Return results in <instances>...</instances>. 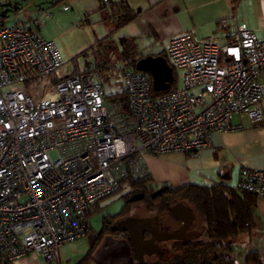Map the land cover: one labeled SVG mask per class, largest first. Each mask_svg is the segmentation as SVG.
<instances>
[{
  "label": "built area",
  "instance_id": "2783aa9c",
  "mask_svg": "<svg viewBox=\"0 0 264 264\" xmlns=\"http://www.w3.org/2000/svg\"><path fill=\"white\" fill-rule=\"evenodd\" d=\"M44 23H0V259L11 264H61L60 250L87 236L88 213L147 175L144 156H196L214 133L243 128L234 116L264 119V37L245 24L225 46L173 38L171 93L153 95L151 76L123 64V102L97 73H65ZM236 189L264 199V170L241 169Z\"/></svg>",
  "mask_w": 264,
  "mask_h": 264
},
{
  "label": "crops",
  "instance_id": "0c3cea01",
  "mask_svg": "<svg viewBox=\"0 0 264 264\" xmlns=\"http://www.w3.org/2000/svg\"><path fill=\"white\" fill-rule=\"evenodd\" d=\"M121 1L127 3L136 14V18L117 32H114L113 20L108 18V9L101 8L100 0H69L67 11L63 9L65 0H59L58 7H61L63 12L70 13V20L76 23L78 30L86 31L89 28L91 36L93 35L95 39L94 43L98 46H105L108 43L114 47L120 46V39L127 38L136 46L138 56L142 58L164 57L167 55L170 41L184 34H190L197 42H211L225 46L235 39L236 26L239 24L247 25L258 38L264 37V0H109L110 3ZM48 13L51 16L46 18ZM53 18L54 15L47 12L36 22L45 19V23L40 26V34L46 39L54 40L66 60L65 54L70 52L66 44L68 29L61 25L56 27ZM2 24H18L25 27L33 25L7 23L5 19ZM104 46L100 47L99 54L104 53ZM95 52L94 50V57ZM76 58L77 56L72 60ZM92 69L87 70L92 71ZM232 124L234 127L242 125L243 128H236L228 133H214L210 146L201 150L196 156L182 153L144 156L141 166L151 177L152 186L178 189L186 185L209 187L226 184L237 190L236 184L241 169L264 170V119L261 125L253 127L248 118L234 116ZM256 220L262 222L260 228H254ZM245 235L248 237V242H243L248 244H244L245 249L242 247V251H239L242 254L241 263L245 264L249 252L253 251L259 254L258 264H264V199L262 198H256L254 225L251 233ZM238 248L236 244L234 254L237 253ZM89 249L90 244L80 239L68 249L70 253H74L69 263L78 264L87 256ZM14 264L45 263L40 262V259L37 261L26 259Z\"/></svg>",
  "mask_w": 264,
  "mask_h": 264
},
{
  "label": "trees",
  "instance_id": "16d2710c",
  "mask_svg": "<svg viewBox=\"0 0 264 264\" xmlns=\"http://www.w3.org/2000/svg\"><path fill=\"white\" fill-rule=\"evenodd\" d=\"M100 2L101 8L108 9L109 11L108 18L113 20L115 26L114 32H117L122 26L136 18V14L125 1L109 3L108 5L104 4L101 0ZM0 23H4V19H0ZM119 44L120 46L116 47L111 45V43L105 46L101 45L102 48L104 46V53L99 54V56L95 53V63L92 71H83L112 73L115 66L108 56L109 51L117 52V58L126 67L136 71V64L142 58L138 56L136 46L127 38L120 39ZM109 45L111 48H109ZM101 46L99 45V49ZM81 56L85 57L86 51ZM164 57L167 59L166 55ZM73 61L76 64L75 59ZM75 69V72L79 70L78 68ZM173 75L174 81L170 84L169 89L159 93L152 91L153 95L175 91L177 88V78L174 71ZM108 99L123 102H127L128 100L124 92L108 96ZM126 184L129 192L122 196L126 206L119 214L103 218V230L107 228L110 221L130 214L131 202L129 201V197L135 193L146 195L144 204L150 210L157 209L163 211L166 203L170 200L184 203L194 210L205 228V235L198 240L188 243L175 242L170 251L171 257L169 259L155 260L148 264H236L232 258L235 252V241L245 236V234H250L254 225L256 198L253 195L237 191L226 184H216L209 187L186 185L178 189H169L161 186L160 189L164 188L165 192L156 198H152V193L159 188L152 186V180L148 174L137 181H127ZM102 209L99 206L94 207L88 213V217H93ZM87 236L90 240V251L78 264H89L93 253L103 239L102 232H96L92 228L87 232ZM258 261L259 254L252 251L249 252L245 264H258ZM0 264L11 263L0 259Z\"/></svg>",
  "mask_w": 264,
  "mask_h": 264
},
{
  "label": "rangeland",
  "instance_id": "374dc122",
  "mask_svg": "<svg viewBox=\"0 0 264 264\" xmlns=\"http://www.w3.org/2000/svg\"><path fill=\"white\" fill-rule=\"evenodd\" d=\"M59 0H13L7 3H0V18L5 19L7 23H21L23 25L34 24L41 16H43L47 12H51L54 15L53 22L54 25L65 26L68 29V35L66 39V44L69 46V53L65 54L66 57V68L64 72H73L75 68H78L80 71L87 70L94 67V50L97 52V56H99V46L95 44V39L93 35L91 36V30L88 28L86 31H80L76 28V23L70 20V13H65L62 11L61 7H58L60 3ZM90 33V35H89ZM91 46V48H90ZM92 49H94L92 51ZM86 50V56L83 57L80 54ZM95 52V53H96ZM117 53V52H116ZM114 51H109V58L111 59L115 69L112 73H97L100 83L104 86L105 93L108 96L113 94H117L123 89V81H122V62L117 58V54ZM75 62L72 60L75 58ZM237 185V184H236ZM123 190L114 195L113 197L106 199L102 206L103 209L96 215L90 218L91 228L98 232L102 226L103 218L115 214H119L124 207V199L122 196L129 192L127 188V184L124 183ZM135 208L133 211L141 215H145L142 208H144L143 204H138L137 206H133ZM262 226V222L259 220L255 222L254 228H260ZM257 235V234H256ZM260 235V234H259ZM246 236V235H245ZM242 236L235 241V245H238L237 253L232 255V258L235 260L236 264L241 263V255L239 251H242V247L245 249L246 242H248V237ZM247 239V240H246ZM80 240L66 244L60 250V261L61 264H70L69 261H72L70 253L72 245L78 243ZM81 241H86L90 244V240L88 236L81 239ZM68 250V251H67ZM90 251V249H89ZM236 252V251H235ZM234 252V253H235ZM40 262L42 260L40 259Z\"/></svg>",
  "mask_w": 264,
  "mask_h": 264
},
{
  "label": "water",
  "instance_id": "95a60500",
  "mask_svg": "<svg viewBox=\"0 0 264 264\" xmlns=\"http://www.w3.org/2000/svg\"><path fill=\"white\" fill-rule=\"evenodd\" d=\"M139 72L148 73L152 78L153 90L157 93L165 92L174 81L173 69L167 59L162 56H148L140 59L136 64ZM164 190L157 192L154 197L161 195ZM169 214L175 220L190 223L195 219L192 209L186 205L169 208ZM116 232H128L129 239L117 240L112 237H106L97 247L92 255L93 264H134L138 262L143 264L145 256L160 254L161 242L183 241L187 243L194 240L198 235L185 233L186 227H182L178 232H162L159 227V220L155 218H127L113 227ZM149 233V237H145ZM180 233V234H179Z\"/></svg>",
  "mask_w": 264,
  "mask_h": 264
},
{
  "label": "flooded vegetation",
  "instance_id": "af4514ba",
  "mask_svg": "<svg viewBox=\"0 0 264 264\" xmlns=\"http://www.w3.org/2000/svg\"><path fill=\"white\" fill-rule=\"evenodd\" d=\"M161 190H164V192H165L164 188H161V189L159 188L152 193V195H151L152 198H156L157 196H160V195H157L156 197H154V195ZM145 196H146L145 194H139V193L132 194L129 197V201L131 202L130 203V206H131L130 207V214L123 215L114 221H110L107 228L104 230L102 229L103 228V222H102V226L99 230L102 232V235H103V239L101 240V242L106 237H112V238L117 239V240L129 239V233L128 232H116L113 230V227L116 226L119 222H121L127 218H130V217H132V218H155V217H157L159 220V227H160L161 231L167 232L170 234L178 232L182 227L183 228L186 227L185 233H182V234L179 233L180 235H183V238H185L184 235H186L187 233H190V232H193V233H191V235H198L197 238H195L194 240H191L189 242L198 240L205 235V228L202 225L199 217L197 216V214L195 212H193L195 215V219L193 220L192 223H190V220H187L186 223L180 222L178 220H175L172 216H170L169 210H168L169 208L177 207L180 205H186V204L175 201V200H170L169 202L166 203L165 209L163 211L157 210V209L150 210L148 208V206L146 204H144ZM123 202H124V207H125L126 206L125 200ZM138 204L144 205V208H142V211H144V213H146L145 215H141V214L137 213V211L136 212L133 211L135 208H132V207L134 205L137 206ZM186 206H188V205H186ZM115 215H117V214H115ZM111 216H114V215H111ZM149 235H150L149 233H145L146 238H148ZM101 242H100V244H101ZM175 242H183V241H175L174 240V241L159 243L160 250H161L160 254H153L151 256H145L143 264H148V263H151L152 261H155V260H161V259L164 260L165 258L169 259L171 257L170 251L172 250V247L174 246ZM89 264H93L92 260L90 261ZM134 264H140V263L134 262Z\"/></svg>",
  "mask_w": 264,
  "mask_h": 264
}]
</instances>
